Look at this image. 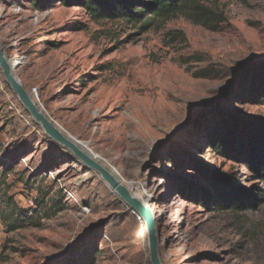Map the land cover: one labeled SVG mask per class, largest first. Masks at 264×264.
<instances>
[{"label":"rangeland","instance_id":"rangeland-1","mask_svg":"<svg viewBox=\"0 0 264 264\" xmlns=\"http://www.w3.org/2000/svg\"><path fill=\"white\" fill-rule=\"evenodd\" d=\"M198 1L219 15L213 26L176 14L141 32L94 22L76 0H0V42L56 126L144 196L163 264H264V204L236 214L202 205L189 187L191 198L175 193L183 182L211 192L194 160L252 195L264 189L240 160L206 145L214 125L264 124V81L247 88L253 74L264 77V0ZM1 123L0 146L16 161L0 191L33 223L10 232L0 219V264H151L138 213L46 137L0 68ZM0 162V174L13 165Z\"/></svg>","mask_w":264,"mask_h":264},{"label":"trees","instance_id":"trees-1","mask_svg":"<svg viewBox=\"0 0 264 264\" xmlns=\"http://www.w3.org/2000/svg\"><path fill=\"white\" fill-rule=\"evenodd\" d=\"M71 1L61 0L66 4ZM76 4L94 22L124 20L129 24L139 25L141 32H147L152 27L153 21L160 17L180 14L195 24L210 27L213 26L214 20L219 16L214 10L198 0H76ZM221 18L219 25L227 20L223 15ZM253 71L251 70V72ZM247 72L245 70L244 74ZM203 76H206V74L198 75V77ZM246 77L247 75H244L241 80L246 79ZM261 80L264 81V77H261L258 73L253 74V80L247 86L248 92L261 88L263 85ZM232 123L231 126L229 125L231 127H229V131L218 129L219 125H214L209 131V138L207 137L206 140L207 148H214L224 158L240 160L253 175L254 180L264 182V124L255 125L239 122L235 119ZM4 152L0 146V160H5V162L8 160L13 165L0 174V190L2 187H6V176L9 171L13 170L16 161L15 155L9 156L8 153L4 154ZM2 164L0 162L1 166ZM190 166L206 179L211 192L206 188L202 189L201 186L198 187L183 182V187L175 191L178 196L191 198V193L188 191L189 187L191 192L198 193L197 196H200L202 205L211 202L217 211H230L236 214L257 210L264 204V189H261L257 195H252L249 190L238 182L236 177V179H232V177L214 173L196 160ZM44 176L37 173L33 174L32 177L35 179ZM29 180L25 181L27 186L31 185ZM6 190L3 193L0 191V219L6 225L8 231L13 232L32 224L33 219L29 216V213L19 209L13 197L9 196ZM36 201L38 207L39 197L36 198ZM138 216L141 217L139 214ZM141 219L143 220L142 217Z\"/></svg>","mask_w":264,"mask_h":264},{"label":"water","instance_id":"water-1","mask_svg":"<svg viewBox=\"0 0 264 264\" xmlns=\"http://www.w3.org/2000/svg\"><path fill=\"white\" fill-rule=\"evenodd\" d=\"M14 58H9L4 52L0 42V68L2 74L17 96L20 103L29 112L32 119L43 129L46 137L64 148L76 161L84 167L98 174L110 189L119 196L130 209L138 213L142 218L148 232V249L151 264H163L159 238L155 230V218L146 200L137 198L125 185L119 175L106 167L103 160L94 154L88 147L78 142L70 135L64 133L50 117L44 112L40 105L34 100L31 93L22 84L15 74ZM88 150H87V149Z\"/></svg>","mask_w":264,"mask_h":264},{"label":"built area","instance_id":"built-area-1","mask_svg":"<svg viewBox=\"0 0 264 264\" xmlns=\"http://www.w3.org/2000/svg\"><path fill=\"white\" fill-rule=\"evenodd\" d=\"M14 60H15V59H14ZM10 108H11V109H16L15 105H13V104H11ZM50 174H52V173H50ZM127 187H128V189L132 192V188H133V186H132V185H130V186L128 185ZM63 191H64L65 194H66V195L72 200V202H74V203H79V199L77 200V199L74 197V195L71 193V191L69 190V188L64 187ZM88 210H89V209H88L87 207H85V208L83 209V212L86 213ZM134 212H135V211H134Z\"/></svg>","mask_w":264,"mask_h":264},{"label":"bare ground","instance_id":"bare-ground-1","mask_svg":"<svg viewBox=\"0 0 264 264\" xmlns=\"http://www.w3.org/2000/svg\"><path fill=\"white\" fill-rule=\"evenodd\" d=\"M21 61H19V58L17 57L16 59H15V62H14V68H15V70H17L21 65H22V63H20ZM87 149V148H86ZM88 150V149H87ZM137 198H139V199H142V197H144V196H142V195H135ZM151 210H152V213H154V210L152 209V208H150ZM154 216V215H153ZM146 229V228H145Z\"/></svg>","mask_w":264,"mask_h":264},{"label":"crops","instance_id":"crops-1","mask_svg":"<svg viewBox=\"0 0 264 264\" xmlns=\"http://www.w3.org/2000/svg\"><path fill=\"white\" fill-rule=\"evenodd\" d=\"M3 125V123H1L0 127Z\"/></svg>","mask_w":264,"mask_h":264}]
</instances>
